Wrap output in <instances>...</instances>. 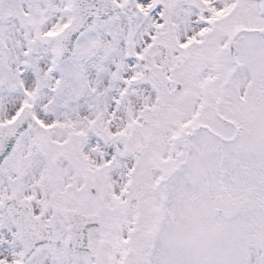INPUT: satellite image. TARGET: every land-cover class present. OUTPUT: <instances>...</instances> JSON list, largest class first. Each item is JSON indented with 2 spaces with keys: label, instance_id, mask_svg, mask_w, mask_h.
I'll list each match as a JSON object with an SVG mask.
<instances>
[{
  "label": "snow or ice",
  "instance_id": "obj_1",
  "mask_svg": "<svg viewBox=\"0 0 264 264\" xmlns=\"http://www.w3.org/2000/svg\"><path fill=\"white\" fill-rule=\"evenodd\" d=\"M0 264H264V0H0Z\"/></svg>",
  "mask_w": 264,
  "mask_h": 264
}]
</instances>
